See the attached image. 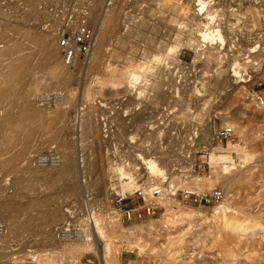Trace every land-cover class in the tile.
I'll return each mask as SVG.
<instances>
[{
    "label": "rangeland",
    "instance_id": "rangeland-1",
    "mask_svg": "<svg viewBox=\"0 0 264 264\" xmlns=\"http://www.w3.org/2000/svg\"><path fill=\"white\" fill-rule=\"evenodd\" d=\"M205 1L209 9L221 11L229 6L227 11L219 12L208 26L225 33L222 32L223 36L231 40L227 47L213 38L203 41L198 37L197 24L205 22L204 15H197L194 11L197 10L195 0H0V89L9 91L0 101V116L9 115L6 121L3 116L0 117V167L5 165L0 174V203L11 200L20 204L22 209L11 212L14 216L10 219L14 223L26 220L28 212L35 213L43 202L54 204L52 222L46 225L39 222L33 232L0 243L2 262L6 259L4 255L15 254L13 263L0 261V264H35L30 259L17 257L18 251L24 247L37 250L57 244V240L60 241L58 228L66 221H81L88 204L93 209L90 212H95L99 205L103 206L109 212L104 219L110 215L119 223L108 197L109 183L117 182L113 168L128 163L126 167L130 171L139 170L147 181L155 180L160 185L161 177L151 175L147 164L141 160L145 155L150 156L148 159L157 157V162L168 172L167 182L162 185L164 193L157 199L162 210L153 219L122 226L124 230L140 226L139 237L154 251L142 253L141 258H132L134 255L129 256L124 248L120 251L118 237L117 241L99 243L102 255L105 249H113L115 245L116 250L119 247L117 251H120L121 263L132 258L129 260L136 261L133 264H165L168 260L158 250L173 234L174 237L181 235L184 241L181 246L186 247V253L181 252L180 256L185 264H189L190 259V263L193 261L196 264H264V100L261 106L255 98L250 103L245 93L253 89L257 95H264V0ZM82 13L89 15L85 21L95 32V43L99 35L101 50L98 59L101 61L98 60L93 70L86 69L88 62L74 64L69 69L72 79L65 87L52 78L51 66L45 58L46 46L39 45L37 40L48 36L52 39L51 48L57 50L56 29L63 25L65 16L74 19V22ZM106 13L108 17L105 19L103 16ZM100 27L104 29L101 34ZM191 38L195 40L192 47L186 44ZM178 40H181V45H178L177 53H171L159 65L151 62V55L161 54L165 46H175ZM253 43L252 48L250 44ZM213 48L216 51H212ZM249 49L257 52L248 54L246 50ZM244 52L251 57L247 63L253 57H259L251 62L258 63L257 66L243 72L245 79L251 81L238 85L240 78L232 76L235 86H245V90L227 87L223 81L225 72L229 69L231 75V70L241 69L239 63L241 55H246ZM139 63L146 66L136 73L140 76L138 82H133L130 74ZM23 67H26L24 72L21 71ZM161 69L165 72L160 73ZM112 70L116 76L114 72L110 73ZM121 72L123 78L118 76ZM111 75L116 79L118 77L119 81L122 78L121 83L118 81L120 87L100 86L99 81ZM153 84L159 85L160 89H153ZM86 90L90 93L89 97L92 96L89 100L82 99ZM41 91H59L69 96V102L58 107L61 110L56 106L43 108L36 101ZM202 98L212 101L209 119H206ZM168 110L172 113H167ZM217 110L222 113L216 114ZM164 115L165 119L170 118L166 129ZM203 119L208 120V127V122ZM86 121L90 126L87 129H91L88 136L84 132L88 125ZM224 125L234 128V140L216 145L211 141L213 131ZM162 130L165 131L162 136L172 142H159L162 136L158 134ZM129 135L134 137L131 143ZM114 144L120 145L122 154L115 152ZM209 144L217 152L229 155L234 167L224 172L221 166L214 165L208 148L205 157H202V148L210 147ZM231 145H238L241 151L248 154L246 163L240 159L239 148L226 153ZM62 146L71 152V172L51 182V177L42 173L46 169H38L39 166L31 162V155L38 152L59 153ZM138 156L140 159H137ZM192 156L205 158L210 164L209 169L200 171L196 176L201 188L218 185L224 192L222 200L205 209L179 203L178 187H182V179L177 178L178 170ZM125 172H129L128 169ZM127 177L121 176V179ZM185 178L190 180L189 174ZM182 181L186 183V180ZM223 203L228 207L225 209L226 224L219 211H214ZM190 209L205 211L195 214L191 226L180 215ZM171 213L173 221L183 220L181 225L175 222L173 226L165 225V216H171ZM245 219L257 221L262 229L255 234L241 235L229 230L233 229L230 226L226 228L229 221L237 225ZM157 220L161 223L149 232L146 226ZM182 225L187 226L188 232ZM179 227L182 232H178ZM206 237L211 242L206 241ZM26 241L28 243L25 244ZM67 257L64 254L59 256L61 264H69ZM91 260L98 264L99 258L94 252L80 257L74 255L73 264H94Z\"/></svg>",
    "mask_w": 264,
    "mask_h": 264
},
{
    "label": "bare ground",
    "instance_id": "bare-ground-1",
    "mask_svg": "<svg viewBox=\"0 0 264 264\" xmlns=\"http://www.w3.org/2000/svg\"><path fill=\"white\" fill-rule=\"evenodd\" d=\"M195 2H197V5L195 6V8L197 7V10L195 9L194 11H195V13L197 12V15L198 14L201 15V16L204 15L203 21L205 22V23H199V24H197V29H198V34H199L198 37L201 38L203 41H208L211 38H213V40L215 39V41H218L219 44L224 45L225 47H227L228 45H230L231 40L228 39L227 37H224L223 36V34H222L223 31H220L217 28L212 30L210 27H208V26H210L213 23L214 19H216V16L219 14V12L221 13V12L227 11V9H229V6L226 5L225 7H223L224 9H222L220 11V10H214L213 8H210L209 9L208 8L209 7L208 2L205 1V0H195ZM109 15H110V13H109ZM222 15H223V13H222ZM103 17L104 18L105 17H108V14L106 13ZM174 23H176V22H174ZM106 28H107V26H106ZM98 30H99V34H101V32L104 29L102 30V28L100 27ZM227 31H228V29H227ZM105 33L107 34V32H105ZM228 34L229 33L227 32V36H228ZM224 35H225V33H224ZM98 36L99 35H97V37H96V43H94V46H93L92 51L90 53V56L88 58V61H87L88 64H86V66H85L87 70H93V67H95L96 65H98V63H99L98 60H100V59H98V54H100L101 46L98 43L99 42V40H98L99 37ZM229 36H230V34H229ZM107 40H108V38H107ZM38 41H39V43H38L39 45L46 46L47 55H46L45 58H46V63H48L49 66H51L50 69L52 70V73L51 72L50 73L52 75V78L58 80V83H61L63 86L67 87L66 85L69 84L70 80L72 79V75L73 74L69 70L71 67H67V66H65L63 64V62H62V60L60 58V55H59L58 45H57V50H58V53H57V50H56L55 47L53 49L51 48V46L53 45V43H51L52 39L51 38H48V36L41 37V38H39L37 40V42ZM100 41H101V39H100ZM194 43H195L194 38L193 39L191 38V41H188V42L186 41V44L188 46H190V47H192ZM236 44H238V43H236ZM176 45L175 46L174 45H172V46H165V48H164L163 52H161V54H153V55H151L150 56V58H152V61L151 62H153V64L154 63H157L159 65L162 61H165V59H164L165 57H168L171 53L172 54L177 53V51H178V45L179 46L181 45V40H178V42H177ZM253 45H254V43L253 44H250V46H252V48L254 47ZM233 47H234V45H233ZM230 49L228 51L229 57L232 56V54H230ZM245 49H246V47H245ZM161 50H162V48H161ZM213 50L216 51V48H213L212 51ZM246 51H248V54H255L257 52L256 50L254 51V49H249V50H246ZM6 52H8V49H7ZM13 52H14V50H13ZM16 52H18V51H16ZM57 54L59 56L60 62H58V56H57ZM245 54L246 55H241V58H240L241 59V62L239 63L241 65V69L240 70H238V69L231 70V73H232L231 75H230V70L229 69H227V71L225 72V77H224V80L223 81L227 85V87H232V88H238L239 87L240 89H244L245 90V86H238V87L235 86V83L236 82L234 83L231 80L232 76H236L237 78H240V81L237 82L238 85L240 83H243L245 85L249 81H251L249 79H245V77L243 75V72H244V70H246L249 67L252 68L253 66H257L258 63L252 64L251 62L255 61L259 57H253L252 60H251V62L247 63L249 61V58H251V57H249L247 53H245ZM120 55H119V59H120ZM212 55H213V58H214V53H212ZM216 56L217 55L215 54V57ZM117 59H118V56H117V58L115 60H117ZM79 62H81L83 64L87 63L86 61L80 60V61L76 62L75 65H77ZM132 64H130V67H131ZM75 65H73L72 67H74ZM133 66H136V65H133ZM145 66H146V64H143V63L140 64L139 63L138 66L135 68L136 70H134L132 74H130V71H129L128 74H130L131 80L133 82H136V81L138 82V80L140 79V76L137 75L136 73L138 72V70L139 71L140 70L142 71V69H144ZM64 67L66 69H64ZM23 68H22L21 71H23V70L25 71V68L26 67L24 69ZM57 68H60V69L57 70ZM111 72H114V70L110 71V73ZM164 72H165V70H163V69L160 70V73H164ZM18 73H20V72H18ZM122 73L123 72H121V75H118V76L123 78V76H122L123 74ZM22 75L20 74L19 76L21 77ZM114 75L116 76L115 72H114ZM114 75H111V76H108V77H105L104 76L105 77V80L103 78V80L99 81L100 86H102V85L107 86L106 84H109L112 87H116V86L117 87H120L119 85L122 82V78H121V81H119L120 79H118V77H117V79H118L117 80ZM125 75H126V73H125ZM157 84H159V83H157ZM153 89H155V90L158 89L159 90L160 89L159 88V85H154ZM195 90L197 91L196 87H195ZM7 91L8 90H5V89L4 90H1L0 89V101L3 100L2 98L6 97L8 95V92L9 91L8 92ZM86 91H87V93H86V95H84L85 99H84V97H82L83 100H86V98L88 100H89V98H92L91 95H90L91 97H89V94L90 93H88V90H86ZM196 93L199 94L198 91ZM245 93L248 94L247 92H245ZM83 94H85V90L83 91ZM255 97L256 96L254 94V98ZM68 98H69V96H67L66 94H62V102H61V104H59L58 106H56V108L61 107L64 104H67L69 102V99ZM179 98H180V96H179ZM249 99L251 100L250 103H252L254 101L253 98H250L248 96L247 97V100H249ZM258 99L261 100V105H262V101L264 100V97H258ZM201 100H203V102L201 104L204 106L203 110L206 113L205 114L206 115V119L208 117L211 118L210 117L211 115H210L209 109H211L210 108L211 107L210 104H211L212 101H210V100H204L203 98ZM255 100H256V98H255ZM82 101H81V104L83 105L84 101L83 102ZM176 105H178V104H176ZM135 107L136 106H134L133 109H135ZM58 109H60V108H58ZM211 111H215V109L214 110L212 109ZM84 112H86V111H84ZM220 113H222V112L219 111V110L216 111V114H220ZM80 115H82V113ZM135 115L133 116V118L136 119ZM2 116H3V114L0 117H2ZM8 116L9 115L6 114L5 116H3L4 117L3 119H5V121L8 120V118H7ZM84 118L85 117H83L82 119L84 120ZM206 119L205 120L203 119V120L206 121V122H208V120H206ZM2 122H3V120H2ZM86 123L88 125H87V127H86V129H85L84 132H85V135L88 136L89 134H91V129L90 130L87 129L88 127L90 128V126H89V122L86 121ZM86 123H85V125H86ZM133 123L131 125H133ZM206 126L207 127L209 126V122L207 123ZM157 134H155V136ZM128 141L131 143L132 141H134V137H132V136L129 135V140ZM209 146L210 147H208V145L205 146L204 149H206V148L209 149V151H208L209 152V158L212 161V163H214V165L221 166L224 172H228L232 167H234L233 162H232L233 159L231 160V157L229 155H225L224 154L225 152H221V151L220 152L219 151L217 152L216 148L211 147V144H209ZM238 148H239L238 145H234V146L231 145V149L228 152H226V153L228 154L230 151L237 150ZM238 150H237V152L240 154V159H242L243 162L246 163L248 161V159H249L248 154L245 151H241L240 148ZM58 154L61 157V164H60L59 167H56L57 169L56 168H49V167L48 168H40V167H37L38 169H46V170H42L43 171L42 173L44 174V176H48L49 175L51 177V179L53 180L51 182H54V181L56 182L58 179L61 178V177L59 178L60 175L63 176L65 174H68V173L71 172L70 171V167H71V162H72L71 160L72 159H71V152H70V150L67 147H63L62 146V151L59 152ZM149 157H150L149 155L148 156L145 155V156H142L141 157L143 159V161L147 164V168H148L149 173L151 175H154L156 178H158V177L160 178L161 177V179L164 182H167V175H168L167 170L163 168L164 166L163 167L160 166V164L156 160L157 157L156 158H150V159H148ZM32 161L33 160L31 158V162ZM187 167H189V166H187ZM4 168H5V165L2 166V167H0V174L3 173ZM125 170L126 169H123V168L119 167L120 175L122 177H126V176L130 177L131 175L129 174V172H125ZM186 170H189V169H185L184 171H186ZM189 177L191 178L190 179V184H192L193 186L197 187L198 189H202L201 188V185L199 184V181L200 180H198V178H196V176L189 174ZM177 178H180V177H177ZM182 180L180 181V185L181 186L186 185L187 183H184V181H182ZM201 180H203V179H201ZM151 182H153L152 184L159 186V184L155 180H153ZM85 185H87V184H85ZM68 190H72V189L69 188ZM165 193H166V191H165ZM95 202H96V200H95ZM40 204L41 203H39L38 206ZM226 205H227L226 203H223V204H221L220 206H217V208L214 209V211H219V213L222 216L221 218L223 219V221L224 220L226 221V218H227L225 216L226 215L225 209L228 208ZM18 208H20V204L14 202V201H11V200L10 201L9 200L8 201H3L2 203H0V215H1L0 219L2 218L1 221H2V223L4 225V233L0 236V243H4V242L7 243V241H9L12 238L13 239L14 238H17L18 236H20V234H26V233H29V232H33V230L35 228V225H37V223L40 222V223H42V225H46L49 221L52 222V218L51 217L54 216V204L51 201L50 202L47 201V202H43L38 207V209H36L37 211L34 209L35 210V213H31L32 211H29L28 212V215L29 216L27 217L26 220H23L20 223H14L10 219L11 217L14 216V215L11 216V212L17 210ZM92 208H94V207H92ZM20 209H22V208H20ZM171 209H172V207H171ZM26 210H27V208H26ZM90 210H93V209H91L89 207L88 214H86L82 218V220H84L85 224L89 226V227L87 226V229H88L87 230L88 231L87 236L90 237L89 238L90 241H84V242H63L61 240L60 241L57 240V244H55V245H47L46 247L40 248V249H37V250H32V249H28L27 247L26 248L24 247L23 249H20L18 251L19 254H18L17 257H21L23 260L30 259L35 264H61V260L59 259V256L61 254H64L65 256L68 255V257H67L68 263L69 264H73V262H74V255L80 257V256H82V255H84L86 253L94 252L96 254V256L99 258V260H102V258H103L105 260V263L106 264H120L121 261L119 262V251H117L119 247H120V250H122L124 248V250L134 252L137 255L138 258L141 257L142 253H147V252L154 251V250H152L150 248V246H148V244L144 241V239L141 236L139 237V235H140V226H134V227H132L130 229L124 230L123 229V226H122L123 224L120 221L118 223L117 220H112L111 217H110V215L108 217H105V219H104V215L106 213L108 214L109 212H107L106 209L103 206H100L99 205V206H97V210H95V212L94 211L93 212L91 211L92 214H93V219H91L92 218V214H91ZM200 211H204V210L190 209V211H187V212H185L183 214H180V215H182L183 218L185 219L184 222H186L187 225L191 226L192 223H193V217H195L196 216L195 214L198 213V212H200ZM170 212L171 211H169V215H170ZM204 213H205V211H204ZM172 216H173L172 213H171V216H165L164 221H165V225L167 227L168 226H173L172 224L175 222V221H173V219H171ZM182 216H180V217H182ZM38 219H40V221H36ZM200 219H202V216H201ZM225 221H224V223H225ZM181 222H183L182 219L181 220H178V221L176 219V222L175 223H180V225H181ZM227 222L228 221H226V223ZM160 223H161L160 220H157V221H155V222L147 225L146 228L149 229L148 231L150 232L152 230H155V228L157 227V225H159ZM225 224H224V226H225ZM229 224H228V226H226V228H228L230 226L233 229H229V230H233L234 232L236 231V232L240 233L241 235H243V234L246 235L247 233L248 234L249 233H254L255 234V231H257L258 229H262V226L259 223H257V221L252 220V219H245L243 221L241 220V222L238 223L237 225H236V223L235 224H234V222L230 223V221H229ZM232 224H234V225L232 226ZM196 226L197 225H195V227ZM37 227H38V225H37ZM174 227L176 229V226H174ZM180 227H179V229H180ZM186 227L187 226H183L182 225V228L183 229H185ZM179 229L177 228L178 232H182L181 229H180V231H179ZM190 231H191V229H190ZM186 232H188L187 231V228H186ZM186 232H185V234H187ZM136 233H139V234L135 235ZM174 234H175V231H174ZM182 235H184V233ZM180 236L174 237L173 234H172V236L169 237L170 240L167 238L168 241H167V243L165 245H164V243L161 244V247L162 248H161V250H158V251H159V254L161 252L162 255L165 256L166 259L168 260V261L165 262V264H168V262L171 263V264H185V262L182 260V258H181L180 255L182 254L181 252H183V253L185 252L186 253V249H185L186 247L183 246V245L181 246V244L184 243V241L180 238ZM118 237H120V238H119V242H117L119 244V247H118V244H117V247H118L117 250L115 249V247H114L115 245H114L113 246V249L112 248L110 250H106L105 249V254L102 255L101 254V251L99 249V246H98L99 243H102V242L103 243H105V242H111V241H114V240L117 241L116 239ZM17 241H18V239H17ZM14 242H15V240H14ZM26 243H28V242L26 241L25 244ZM4 256H6V259H5L4 262H2L0 260L1 263H5L7 261H9V262L11 261L12 262L14 260V258H15L14 257L15 254H9V255L7 254V255H4ZM4 256H3V258H4ZM190 262H191V259H190ZM190 262H189V264H196L195 262L193 263V261H192V263H190ZM134 263H136V261H134ZM77 264H82V263H77ZM88 264H92V263L91 262H88Z\"/></svg>",
    "mask_w": 264,
    "mask_h": 264
},
{
    "label": "built area",
    "instance_id": "built-area-1",
    "mask_svg": "<svg viewBox=\"0 0 264 264\" xmlns=\"http://www.w3.org/2000/svg\"><path fill=\"white\" fill-rule=\"evenodd\" d=\"M67 13H69L67 9ZM88 13H82L79 19L66 18L63 20V25L56 29L54 37L57 39V45L59 48V55L63 64L67 67H72L79 60L88 61L90 53L95 43V32L86 23L85 18H87ZM248 78V77H247ZM254 94L256 100H258L259 105H261V100L258 97L264 95H257L253 89L248 91L247 96L254 99ZM36 101L39 106L43 108H50L52 106H58L62 102V94L58 91H41L36 97ZM166 110V109H165ZM167 113H172V110H168ZM164 115V128L166 129L167 120ZM161 132V131H160ZM164 130L159 133V136L164 134ZM235 130L232 126L224 125L213 131L212 142L216 145H222L230 140H234ZM176 139V136H175ZM159 142H172L161 137ZM202 148V147H200ZM113 149L117 154H122V149H120L119 144H114ZM202 157H205L207 148H202ZM32 160L40 168H56L61 164V157L57 152H38L31 155ZM140 159V156L137 157ZM142 159V158H141ZM120 162V161H119ZM126 162V161H125ZM127 163V162H126ZM128 163L126 164V166ZM209 162L204 159H198L196 157H191L185 165H183L178 170V177L186 180V185L178 187L179 198L182 205L186 206H197V207H210L214 203L222 200L224 192L222 188L218 185H213L211 187H204L198 189L197 187L190 184V180L185 178L186 174H191L197 176V174L209 169ZM118 166L113 168V173L115 174L116 183H109L108 197L111 203L112 209L118 216L119 221L124 225L127 223L143 220V219H153L162 210L158 206L157 199L160 198L164 189V181L161 179L160 185H154L153 182L147 181L143 175L139 173V170L130 171L129 167ZM189 166V167H187ZM119 167L128 169L130 177L121 179L119 172ZM185 169H189L184 171ZM184 171V172H183ZM185 174V175H183ZM179 178V179H180ZM191 179V178H190ZM161 186V187H160ZM86 214H88L89 204L85 206ZM87 225L84 220L79 222H68L66 221L58 228V237L63 242H84L90 241V237L87 236ZM4 233V225L0 221V236ZM129 256L132 258L137 257L134 252L127 251ZM146 256V254H144ZM129 258V259H132ZM141 258V257H140ZM129 259H127L122 264H129ZM88 261V259H87ZM92 261V260H91ZM94 263V261H92ZM95 264V263H94ZM98 264H106L105 260L98 261Z\"/></svg>",
    "mask_w": 264,
    "mask_h": 264
},
{
    "label": "crops",
    "instance_id": "crops-1",
    "mask_svg": "<svg viewBox=\"0 0 264 264\" xmlns=\"http://www.w3.org/2000/svg\"><path fill=\"white\" fill-rule=\"evenodd\" d=\"M201 208H204L205 209V207H201ZM210 208H207V210H209ZM210 238L209 237H206V241H208V242H211V240H209ZM121 251V250H120ZM120 251H119V253H120ZM119 262H120V260H119ZM134 263V261L132 260H129V264H133ZM120 264H122L121 262H120Z\"/></svg>",
    "mask_w": 264,
    "mask_h": 264
}]
</instances>
